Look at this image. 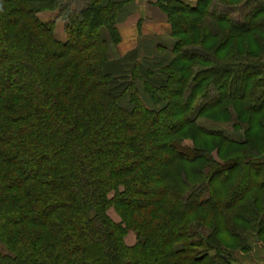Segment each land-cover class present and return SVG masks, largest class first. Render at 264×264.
I'll return each instance as SVG.
<instances>
[{
    "label": "trees",
    "instance_id": "16d2710c",
    "mask_svg": "<svg viewBox=\"0 0 264 264\" xmlns=\"http://www.w3.org/2000/svg\"><path fill=\"white\" fill-rule=\"evenodd\" d=\"M160 1L165 80L136 66L117 93L124 1L0 0V264H242L264 243V0Z\"/></svg>",
    "mask_w": 264,
    "mask_h": 264
},
{
    "label": "crops",
    "instance_id": "0c3cea01",
    "mask_svg": "<svg viewBox=\"0 0 264 264\" xmlns=\"http://www.w3.org/2000/svg\"><path fill=\"white\" fill-rule=\"evenodd\" d=\"M116 1H124V10L127 12L118 24L121 42L116 45L114 51L113 49L111 51L113 59L124 56V53L129 54L130 50H134V54L139 55L141 60L145 56H161L164 59L171 58L170 55L175 56L174 47L177 38L173 35V24L160 0ZM186 1L194 4L197 0ZM44 13L54 14L55 12L44 11ZM53 20L56 21L55 34L57 36L59 18L56 17L51 21Z\"/></svg>",
    "mask_w": 264,
    "mask_h": 264
},
{
    "label": "rangeland",
    "instance_id": "374dc122",
    "mask_svg": "<svg viewBox=\"0 0 264 264\" xmlns=\"http://www.w3.org/2000/svg\"><path fill=\"white\" fill-rule=\"evenodd\" d=\"M126 10H124V13L126 15ZM40 18L44 20L45 22H51L52 19H55L57 17V13L54 14L50 13H40ZM54 21V20H53ZM60 23V24H58ZM58 29H57V36L60 38V40L65 41L67 39L66 31H65V23L62 22V19H59L58 22ZM57 37V38H58ZM116 49V45L113 46V51ZM134 50L130 53H124V56H120L119 58H112V53L110 54V64L109 69L110 72L114 74L115 81H114V88L117 93H120L124 91L126 88H128L129 83L131 82L133 71L136 66H140V73L145 77L148 81H153L156 84L161 85L163 81L165 80V73L162 72L163 67H165L170 60L175 57L174 55H170L171 58L164 59L160 55V57H154V56H145L142 60L139 55L134 54ZM118 53V52H117ZM151 72V73H150ZM156 73V76H155ZM138 85L140 86V94L143 96L145 95L143 92V85L140 81H138ZM143 92V93H142ZM144 97V96H143ZM124 103H128V98L124 99ZM199 124L202 127H205L210 130H220L226 133L232 140H242L244 139V130H236L234 127H232L229 124H223L220 122H214L208 118H201L199 119ZM185 144L187 145H194V142L192 139L188 138L185 140ZM112 215L117 220H119V216L115 212L114 209H112ZM252 234V233H251ZM249 237V243L251 248L249 250L244 249H237L232 251V256L235 259V261L240 262L242 264H258V263H264V243L260 242L257 235H251ZM129 241L134 242L135 241V235L131 233L129 235Z\"/></svg>",
    "mask_w": 264,
    "mask_h": 264
}]
</instances>
